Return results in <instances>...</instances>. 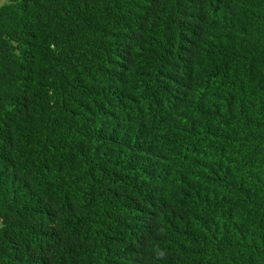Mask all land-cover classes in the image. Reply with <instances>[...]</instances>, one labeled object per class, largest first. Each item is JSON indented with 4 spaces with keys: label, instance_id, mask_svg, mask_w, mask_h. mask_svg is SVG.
Listing matches in <instances>:
<instances>
[{
    "label": "trees",
    "instance_id": "16d2710c",
    "mask_svg": "<svg viewBox=\"0 0 264 264\" xmlns=\"http://www.w3.org/2000/svg\"><path fill=\"white\" fill-rule=\"evenodd\" d=\"M0 220V264H264V0L0 6Z\"/></svg>",
    "mask_w": 264,
    "mask_h": 264
},
{
    "label": "rangeland",
    "instance_id": "374dc122",
    "mask_svg": "<svg viewBox=\"0 0 264 264\" xmlns=\"http://www.w3.org/2000/svg\"><path fill=\"white\" fill-rule=\"evenodd\" d=\"M10 3V0H0V6L6 5ZM0 227H1V220H0Z\"/></svg>",
    "mask_w": 264,
    "mask_h": 264
},
{
    "label": "clouds",
    "instance_id": "9594fccd",
    "mask_svg": "<svg viewBox=\"0 0 264 264\" xmlns=\"http://www.w3.org/2000/svg\"><path fill=\"white\" fill-rule=\"evenodd\" d=\"M156 255H157L158 257H163V256L165 255V253H164V251L157 250V251H156Z\"/></svg>",
    "mask_w": 264,
    "mask_h": 264
}]
</instances>
